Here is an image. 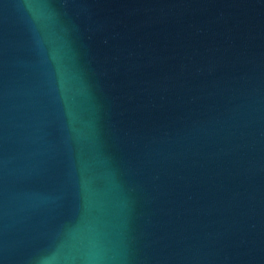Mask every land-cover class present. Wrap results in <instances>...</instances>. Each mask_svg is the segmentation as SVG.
<instances>
[{
	"label": "water",
	"instance_id": "obj_1",
	"mask_svg": "<svg viewBox=\"0 0 264 264\" xmlns=\"http://www.w3.org/2000/svg\"><path fill=\"white\" fill-rule=\"evenodd\" d=\"M0 264H264V0H0Z\"/></svg>",
	"mask_w": 264,
	"mask_h": 264
}]
</instances>
